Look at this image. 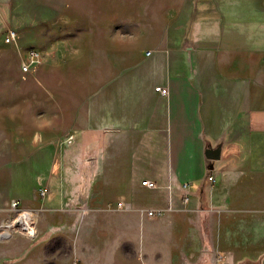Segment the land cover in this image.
I'll list each match as a JSON object with an SVG mask.
<instances>
[{"label":"crops","instance_id":"1","mask_svg":"<svg viewBox=\"0 0 264 264\" xmlns=\"http://www.w3.org/2000/svg\"><path fill=\"white\" fill-rule=\"evenodd\" d=\"M10 29L40 63L0 106V264H260L264 0H0Z\"/></svg>","mask_w":264,"mask_h":264},{"label":"rangeland","instance_id":"2","mask_svg":"<svg viewBox=\"0 0 264 264\" xmlns=\"http://www.w3.org/2000/svg\"><path fill=\"white\" fill-rule=\"evenodd\" d=\"M194 8H201V5L199 2H195ZM170 20H172V23L179 24V25H185L189 24V21L192 19V17H188L187 20L185 18H172L171 16L168 17ZM3 44V49L0 48V106L5 105V98L6 95H9L10 89L12 84L14 83L15 74L17 72V68L20 67V64L22 62L21 53L22 50L17 48H11L8 47V44L1 42ZM11 208V207H10ZM204 226V225H203ZM205 227V226H204ZM206 230V227H205ZM34 234V233H33ZM33 236V235H32ZM60 243L53 242L49 245L48 251H52L55 249H58L59 252H56V256H62L65 257L67 255V250L65 247H59ZM61 248V250L59 249ZM207 260H205L206 262ZM259 262H263L264 264V256L260 257ZM207 264V263H205ZM210 264H230L228 262L224 261V258L220 256L219 254H216L215 256H211L210 258Z\"/></svg>","mask_w":264,"mask_h":264},{"label":"built area","instance_id":"3","mask_svg":"<svg viewBox=\"0 0 264 264\" xmlns=\"http://www.w3.org/2000/svg\"><path fill=\"white\" fill-rule=\"evenodd\" d=\"M18 38V34L16 31L10 29L6 32V34L3 37V42L10 44V43H15L16 40ZM40 63V57H39V53L35 50V49H28L27 50V58L21 62L20 67H19V71L21 73V76H25L29 73H31ZM155 91L159 92L161 95H165L167 93V89L166 88H162L160 86H157L154 88ZM208 181L213 182V176L212 174H210L207 177ZM143 185H146L147 187L150 188H154L155 187V182L153 181H149V180H143L141 182ZM19 202L14 200L12 202H10V207L12 209H17ZM163 212L161 210H149L147 212V215L149 217H156V216H160ZM23 215H25L24 212H21L18 214V217H22ZM20 227H23L26 229L27 233L29 236L33 235V230L32 227H28L26 224H19Z\"/></svg>","mask_w":264,"mask_h":264},{"label":"water","instance_id":"4","mask_svg":"<svg viewBox=\"0 0 264 264\" xmlns=\"http://www.w3.org/2000/svg\"><path fill=\"white\" fill-rule=\"evenodd\" d=\"M207 157L209 159H216L217 158V150H215V149L208 150Z\"/></svg>","mask_w":264,"mask_h":264}]
</instances>
